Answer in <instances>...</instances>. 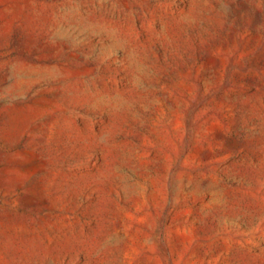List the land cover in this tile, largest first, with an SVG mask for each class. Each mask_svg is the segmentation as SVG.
Segmentation results:
<instances>
[{
    "label": "rangeland",
    "instance_id": "rangeland-1",
    "mask_svg": "<svg viewBox=\"0 0 264 264\" xmlns=\"http://www.w3.org/2000/svg\"><path fill=\"white\" fill-rule=\"evenodd\" d=\"M0 264H264V0H0Z\"/></svg>",
    "mask_w": 264,
    "mask_h": 264
}]
</instances>
